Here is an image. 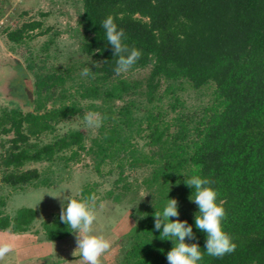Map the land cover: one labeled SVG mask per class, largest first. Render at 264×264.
<instances>
[{
  "label": "trees",
  "instance_id": "obj_1",
  "mask_svg": "<svg viewBox=\"0 0 264 264\" xmlns=\"http://www.w3.org/2000/svg\"><path fill=\"white\" fill-rule=\"evenodd\" d=\"M81 1L85 61L48 66L47 55L32 50L27 65L14 61L20 75L32 78V94L23 86L20 94L12 88L13 93L32 109L0 110V134L12 135L1 142L0 191L3 184L50 186L39 169L26 165L54 161L66 151V160L90 156L98 172L110 163L119 170V181L126 168H150L143 180L150 199L137 209L119 264H168L174 241L160 238L154 213L171 198L178 200L179 219L193 228L195 237L186 242L199 244L203 258L198 264H264V0ZM109 15L124 30L123 42L141 51L129 71L149 69L145 77L115 75L118 57L102 27ZM37 29L39 34H33ZM49 29L42 21L28 20L7 29L6 37L21 46ZM84 68L90 69L88 77L80 75ZM187 86L211 89L213 102L190 110L180 93ZM81 99L103 119L90 143L78 129L44 140L59 123L84 111ZM140 139L146 140V150ZM193 175L213 181L217 203L225 209L223 229L237 248L222 258L206 253L207 234L196 227L199 207L189 199L194 189L185 183ZM90 195L92 189L85 186L79 199ZM113 198L120 199V193ZM6 206L0 194V232L30 231L37 210L20 207L11 215ZM59 217L43 223L50 241L73 233Z\"/></svg>",
  "mask_w": 264,
  "mask_h": 264
},
{
  "label": "rangeland",
  "instance_id": "obj_2",
  "mask_svg": "<svg viewBox=\"0 0 264 264\" xmlns=\"http://www.w3.org/2000/svg\"><path fill=\"white\" fill-rule=\"evenodd\" d=\"M83 4L81 0H0V110L3 107L21 106L30 108V103L20 94L21 86L29 94L32 92V78L22 76L15 68V60L27 65L28 51L39 56L47 57L48 66H62L85 61L80 52L81 15ZM28 20L43 22V29L51 28L46 34L37 35L29 41V44L16 46L6 37L7 29H15ZM37 29L33 34H39ZM52 39L49 50H44L43 45ZM149 72V69L129 71L124 76L141 79ZM20 77H23V85ZM162 86V90H163ZM180 93L188 108L192 111L213 102L212 90H198L189 86L181 89ZM32 94V93H31ZM84 111L59 123L54 133L44 136V140L50 141L55 134L78 129L87 134V144L98 133V129L92 130L83 124V116L90 101L82 100ZM165 106L167 100H165ZM121 104L120 101L116 102ZM12 135L0 134L1 142H6ZM146 140L140 139L137 143L145 147ZM147 148L145 147V150ZM70 152L61 153L54 161L31 162L28 168H37L42 176L49 178L50 186L14 189L9 185H2L0 194L7 198L6 212L13 214L20 207H31L37 210V218L31 230L24 233H15L11 230L0 232V242H14V249L0 264H29L31 261H41L43 264H56L60 258L77 259L73 264H83L79 255L73 252L77 247L75 234L64 238L59 245L63 246L64 253H59L55 247V241L51 242L44 233L43 223L52 221L61 213L62 203H67L66 196L79 199L85 186L92 189V194L97 197L96 221L93 224L94 234L103 235L111 241V249L101 257V264H119L122 254L127 246V234L137 223V209L141 204L147 205L150 199V190L146 189L143 180L150 174V168H140L124 172V180L119 181V170H114L113 165L105 163L101 171L95 169V162L90 156L81 155V160H66ZM126 184V185H125ZM127 186V187H124ZM112 192V195H109ZM120 193V199L113 196ZM56 196L53 197L52 195ZM147 194V195H146ZM146 195V196H145ZM142 207V206H141ZM136 210V211H135ZM53 245H48V244ZM50 246V247H49ZM55 253V255L53 254ZM59 253V254H57ZM59 258V259H56ZM55 260V263H53ZM61 260V259H60Z\"/></svg>",
  "mask_w": 264,
  "mask_h": 264
},
{
  "label": "clouds",
  "instance_id": "obj_3",
  "mask_svg": "<svg viewBox=\"0 0 264 264\" xmlns=\"http://www.w3.org/2000/svg\"><path fill=\"white\" fill-rule=\"evenodd\" d=\"M102 27L105 30L108 43L114 50V57H118L114 68L115 75L128 73L140 58L141 51L136 48H129L123 42L124 30H118L111 15L102 22ZM101 64L102 62H96V67H100ZM80 75L88 77L90 69L84 68ZM82 122L88 129L96 130L102 126L103 119L98 112L86 111ZM185 183L194 189V195L192 194L189 199L199 207V212L195 216V223L197 228L207 234L206 253L209 256L221 258L226 254L233 253L237 245L233 242L230 234L223 229L222 221L226 217V212L222 202L217 203V192L210 186L213 181L193 175L187 178ZM65 199L67 203H62L59 218L75 234L77 247L73 255H79L83 264H101V257L111 249V241L103 235L94 234L96 195L92 194L86 199H77L70 195L66 196ZM179 215L176 198L169 199L162 211L156 210L154 213V228L156 230L162 229L160 238L174 241V247L167 253L166 259L168 264H198L203 258L201 248L198 243L186 242V238L194 239L195 234L192 226L186 220L181 221ZM173 217L176 219L173 220ZM14 247L12 241L0 242V261L4 260Z\"/></svg>",
  "mask_w": 264,
  "mask_h": 264
},
{
  "label": "crops",
  "instance_id": "obj_4",
  "mask_svg": "<svg viewBox=\"0 0 264 264\" xmlns=\"http://www.w3.org/2000/svg\"><path fill=\"white\" fill-rule=\"evenodd\" d=\"M62 240H63V239H61V241H62ZM61 241H60V240H56L55 242H54V241H53V242L56 244L55 247L57 246V248H59V250H60L59 253H62V254H63V253H64V251H63L64 248H63L62 245H59V244L61 243ZM51 242H52V241H51ZM48 245L51 246V245H53V244L51 243V244H48ZM50 246H49V247H50ZM59 253H57V254H59ZM53 254L55 255V253H53ZM79 258H80V257H79ZM56 259H59V258H56ZM60 259H61V260H60ZM60 259L57 260L56 264H73V263H72V260H73V262H76L75 260H77V259H72V260H71L70 258H64V257H63V258H60ZM28 263H29V264H43L41 261L38 262V261H34V260L31 261V262H28ZM53 263H55V260H53ZM75 264H76V263H75Z\"/></svg>",
  "mask_w": 264,
  "mask_h": 264
},
{
  "label": "water",
  "instance_id": "obj_5",
  "mask_svg": "<svg viewBox=\"0 0 264 264\" xmlns=\"http://www.w3.org/2000/svg\"><path fill=\"white\" fill-rule=\"evenodd\" d=\"M31 94V93H30Z\"/></svg>",
  "mask_w": 264,
  "mask_h": 264
}]
</instances>
